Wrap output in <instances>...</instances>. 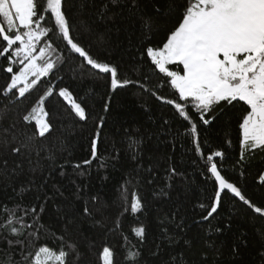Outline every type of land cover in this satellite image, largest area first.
<instances>
[{"label": "trees", "instance_id": "obj_1", "mask_svg": "<svg viewBox=\"0 0 264 264\" xmlns=\"http://www.w3.org/2000/svg\"><path fill=\"white\" fill-rule=\"evenodd\" d=\"M104 2L65 0L74 38L90 55L115 66L118 80L139 81L159 96L175 99L174 90L166 83L170 78L159 73L146 56L145 48L166 42L167 30L176 23L179 13L160 18L158 26L145 33L139 17H155V7L166 10L167 0H158L155 7L148 0H140L141 10L135 15L123 3L109 4V12L101 19L98 12ZM48 39L53 51L40 62L50 58L57 62L58 70L40 77L24 97L18 96V89L14 90L15 96L3 91L12 75L6 73V68L11 66L15 73L27 62L23 55L15 56L19 42L10 52L13 61L24 60V64L0 56V223L8 218L3 210L5 205L9 209L20 205L16 210L18 216L33 206L40 212L42 205L39 219L50 229H42L40 239L33 241L36 247H28L25 252H34L41 245L58 250L61 242L57 237L63 236L65 244H76L81 253L79 260L70 256L68 264H102L100 256L105 246L113 250L114 264H128L123 239L127 236V247L135 246L142 253L139 264H171V257L179 253H183L188 264H194L205 253L208 264H264V216L254 213L234 194L222 193L217 212L208 220L202 219L210 210L216 187L204 163V156L210 151L224 152L222 174L236 183L248 200L264 208V183L259 181L264 175V149H242L236 109L217 108L216 120L204 126L189 106V116L197 124L204 153L201 156L195 151L192 138L185 134L190 124L172 106L134 83L112 89L110 74L99 73L78 54H70L64 42L51 33ZM45 43L46 38L42 37L34 54ZM3 46L0 38V48ZM161 82L165 86L157 89ZM49 86L53 87V95L46 98L43 107L49 113L46 119L52 129L41 137L37 122L24 121L23 116ZM60 88L68 89L86 108V121L76 117L71 106L58 96ZM98 128L97 158L93 159L92 140ZM129 137L142 140L135 160L128 147ZM17 147L20 152L14 153ZM242 150L244 160L237 164ZM85 160L91 163L84 165ZM217 162L220 163L219 158ZM75 164L82 167L74 169ZM170 167L176 169V175L169 174ZM122 186L127 187L129 205L134 194L141 198V212L129 210L121 215ZM85 204L91 215L83 212ZM118 216L119 229L110 231ZM25 221L32 223L30 216ZM140 225L145 227L143 242L133 232ZM165 229L171 240L166 238ZM6 237L24 239L9 236L7 230L0 233V264H8L9 256L12 264H23L20 246H9ZM158 245V254L153 256Z\"/></svg>", "mask_w": 264, "mask_h": 264}, {"label": "snow or ice", "instance_id": "obj_2", "mask_svg": "<svg viewBox=\"0 0 264 264\" xmlns=\"http://www.w3.org/2000/svg\"><path fill=\"white\" fill-rule=\"evenodd\" d=\"M153 6L158 0H148ZM123 3L133 15L141 10L140 0H105L98 12V16L104 19L109 12V4ZM156 16L147 14L141 15L142 31L150 33L153 27L158 26V20L162 17H170L174 13H179L175 24L169 28L166 42L162 46H146L145 54L151 58V62L170 78L166 81L167 86L174 90L175 99H166L159 96L157 91L150 90L146 84L128 79H117V68L108 62L90 55L80 42H78L72 32V23L68 16V9L65 7V0H0V38L4 46L0 48V56H4L12 63L24 64V60L13 61L10 49L15 47L16 57L23 55L28 61L18 72H13L11 66L6 68V73H11L10 83L3 89L5 93L13 96L17 95L14 90L18 89V96L24 97L30 89L37 85L40 77L47 76L54 69L58 70L57 62L50 58L43 61V66L37 64L42 57H48L53 51L49 34L61 40L70 54H78L83 62L98 70L99 73L110 74L111 88L118 86L136 84L138 87L152 91L157 100L173 107L179 117L190 124L185 130V134L192 138V143L196 152L204 156L199 143V133L197 124L189 116L188 108L191 106L199 116L202 125L207 126L216 120V109L231 106L236 109L234 113L236 123L242 132V149L255 150L264 149V0H167L166 10L155 7ZM112 19V17H108ZM51 22V26L49 25ZM88 30V29H85ZM46 38L45 46L40 48L39 55H33L36 44L40 39ZM5 54H7L5 56ZM65 60V57L58 58ZM173 66V67H170ZM182 66V67H181ZM175 69V70H174ZM136 69H134L135 71ZM29 76L36 77L29 81ZM148 78L145 77V81ZM23 82V86H19ZM42 83H48L44 81ZM165 82H161L156 87L162 89ZM53 95V87L49 86L41 95L35 106L31 108L27 115L23 116L24 121L35 120L38 125V135L43 137L52 129L49 113L45 111L43 105L46 98ZM58 96L63 97L68 105L74 110L75 116L80 120H87L86 108L82 103L77 102L66 88L58 90ZM39 109V112L37 111ZM107 110V105H105ZM208 118H205V117ZM165 124L168 121L164 122ZM103 125V119L100 126ZM99 128L92 140V158H97L96 146L99 139ZM128 147L132 151V159H137L139 147L142 140L129 137ZM227 143H231L227 141ZM14 153H19L20 148H14ZM219 158L220 163L217 162ZM244 160V151H241V159ZM6 163V162H5ZM90 160H85L84 165H89ZM204 163L207 173L213 179L215 187L214 196L210 210L203 220L212 217L221 205V194L226 190L239 198L254 213L264 216V208L258 207L248 200L236 183L231 182L222 174L225 154L222 151H210L204 156ZM104 164L101 162V167ZM81 164L73 165L74 169L81 168ZM63 175V173H61ZM170 175H176V169L170 167ZM83 175V173H80ZM243 172H241V176ZM259 181L264 183V175L259 177ZM24 191L29 189H22ZM79 191V188L77 189ZM96 199V197H93ZM120 199L123 201V213L141 212L143 203L141 198L133 195L132 202L128 203L127 187L122 186ZM201 208L205 205L201 204ZM16 208L9 209L3 206L8 218L4 223H0V233L7 230L9 236L21 237L24 239L5 238L9 246H20V255L23 264H68L71 256L76 260L80 258V251L76 244L67 242L64 237L57 239L61 242L58 250L49 248L47 245L39 246L36 251L25 252L28 247H36L33 241L40 239V231H50L40 222V212L36 207L24 209V215L18 216ZM83 212L91 215L87 204ZM30 216L32 223H27L25 217ZM99 223V222H98ZM120 227L119 216L113 229L116 231ZM179 227V225H178ZM30 230V231H29ZM216 231H220L219 228ZM27 232V235H25ZM136 237L143 242L145 239V227L140 225L133 229ZM166 238L167 229L164 230ZM126 244V261L128 264H139L142 253L135 246L127 247V236H124ZM186 243H189L186 241ZM211 247V245H209ZM159 251L152 255L156 256ZM113 250L105 246L101 252L102 264H114ZM264 259V256H262ZM8 264H12V257L9 256ZM171 264H188L183 259V253L171 257ZM194 264H208L207 254L195 261Z\"/></svg>", "mask_w": 264, "mask_h": 264}, {"label": "rangeland", "instance_id": "obj_3", "mask_svg": "<svg viewBox=\"0 0 264 264\" xmlns=\"http://www.w3.org/2000/svg\"><path fill=\"white\" fill-rule=\"evenodd\" d=\"M33 55H39V52H38V53H35V54H34V52H33ZM40 60H41V59H40ZM40 60L37 61V64L43 66V63H41ZM27 63H28V61H27L25 64H27ZM30 78L35 79L36 77H34V76H29V81H30ZM21 84H23V82H21ZM37 111L39 112V109H38ZM45 119H46V118H45ZM37 126H38V125H37ZM49 248H50V247H49ZM50 264H54V262H50Z\"/></svg>", "mask_w": 264, "mask_h": 264}, {"label": "water", "instance_id": "obj_4", "mask_svg": "<svg viewBox=\"0 0 264 264\" xmlns=\"http://www.w3.org/2000/svg\"><path fill=\"white\" fill-rule=\"evenodd\" d=\"M227 191V190H226ZM222 195V194H221Z\"/></svg>", "mask_w": 264, "mask_h": 264}]
</instances>
